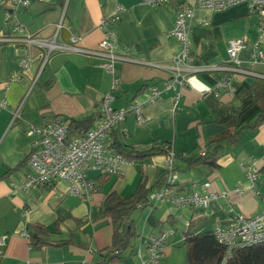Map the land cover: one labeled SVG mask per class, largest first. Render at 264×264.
<instances>
[{"label": "crops", "instance_id": "1", "mask_svg": "<svg viewBox=\"0 0 264 264\" xmlns=\"http://www.w3.org/2000/svg\"><path fill=\"white\" fill-rule=\"evenodd\" d=\"M194 0H167L161 5H148L140 0H31L30 5L17 13L26 27L25 33L41 38L55 35L57 42H66L70 35L79 38V45L94 49L104 37L99 27L102 18L110 17L117 5L124 7L119 19L107 25L115 34L114 51L119 59L118 85L112 87V76L100 64L104 57L70 51L51 54L39 69L36 48L13 42H0V235L8 237L2 246L0 264H97L99 251L111 243V226L103 221L102 202L115 192L130 196L144 175L146 186L153 188L157 173L166 168L168 155L153 154L145 159L127 161L120 172L109 174L90 200H82L67 193L64 181L54 188L22 189L25 177L24 158L36 139L31 125H41L58 117L65 121L99 117L101 98L110 93L113 108H125L141 103L144 117L138 123L133 114L115 129L117 139L127 147L148 149L168 146L174 153L172 166L177 174L179 189L201 190L210 181L216 193L207 207L173 206L159 201L133 212L136 236L165 230L170 233L159 264H185L184 232L202 234L215 225H229L237 213L253 216L264 206V121L256 129L242 126L253 122L259 107L249 92L257 78L264 80V60L251 66L250 54L254 42L264 52V33H259V17L250 13L245 4H237L220 11L196 8L189 30L190 51L197 64L224 67L228 59L227 43L231 39L246 38V46L239 50L240 66L252 73H237L230 79L228 89L212 93L214 83L223 78L225 70L214 69L188 76L184 85L165 89L171 77L167 67L181 50L180 43L167 33L172 30L176 11ZM7 5L0 0V34L8 30L3 22ZM31 59L25 68L19 63L25 56ZM18 75L13 80L10 77ZM161 91L160 97L147 102L150 88ZM242 128V129H241ZM240 130V140H223L217 166L188 167L181 158L205 148L220 134L230 135ZM255 166L258 179H247V171ZM154 190V188L152 189ZM151 190V191H152ZM46 226L49 241L71 240L63 246L45 245L32 248L21 236L31 225ZM135 257L124 256L117 264H133Z\"/></svg>", "mask_w": 264, "mask_h": 264}, {"label": "built area", "instance_id": "2", "mask_svg": "<svg viewBox=\"0 0 264 264\" xmlns=\"http://www.w3.org/2000/svg\"><path fill=\"white\" fill-rule=\"evenodd\" d=\"M143 4L152 6L161 5L167 0H140ZM7 5L3 14V22L8 30L0 34V42H13L26 47L36 48V55L41 70L49 57L56 51H70L86 55L97 54L105 59L100 64L112 76V87L118 85L116 77L118 69L116 61L122 59L114 51L115 34L106 29L107 25L119 19V13L124 7L117 5L110 17L102 18L99 27L104 29V37L94 49H87L79 45V38L70 35L66 42H57L56 34L62 27V22L57 24L55 35L49 38H41L36 34L25 33L26 27L18 19L17 13L26 9L31 0H1ZM245 4L250 13H256L259 17V33H264V0H194L190 5H183L176 11V18L172 30L166 35L175 38L181 45L180 52L176 55L171 67L170 79L165 83V89L175 84L184 85L191 74L214 69L225 70L223 78L214 83L212 93L218 95V89L226 88L230 95L234 89L230 87V79L237 73H252L250 69L240 66L237 58L239 50L246 46V38L231 39L227 43L228 59L224 67L206 66L197 64L190 51L189 30L196 8H205L212 11L224 10L228 7ZM31 57L25 56L20 60V67L25 68ZM264 60V52L258 42L252 45L250 54L251 66ZM15 80L18 75H12ZM161 91L155 86L150 88L147 102L160 97ZM112 95L105 94L99 103V117L96 123L80 135L68 136V122L55 117L41 125H31L30 130L37 137L32 142L31 150L25 161V177L20 181L22 189L54 188L55 183L64 181L67 184V193L82 200H90L97 191L98 186L94 178L88 175L89 171H98L101 174H115L120 172L122 165L127 161L122 158L109 144L110 132L119 126L128 114H133L142 123L144 117L141 112V103H130L125 108H113ZM168 161L166 168L169 170L166 182L160 188L152 190L148 199L153 205L159 201H166L173 206H202L207 207L215 199L216 193L211 189L210 181L202 183L201 190L175 188L174 182L177 174L173 171V151L168 147ZM200 155L205 153V148L198 151ZM185 155V153H183ZM259 169L252 166L247 171V179L253 183L258 179ZM170 231L165 230L156 234L140 236L138 245L133 250L136 258L133 264H159ZM212 233L216 239L225 246L226 252L222 262L230 256L233 250L244 246H250L264 242V206L262 210L253 216L237 213L234 222L229 225H215ZM21 236L29 240L27 230L20 232ZM8 237L7 233L0 235V253L2 246ZM32 264V263H28ZM76 264H86L84 261Z\"/></svg>", "mask_w": 264, "mask_h": 264}, {"label": "trees", "instance_id": "3", "mask_svg": "<svg viewBox=\"0 0 264 264\" xmlns=\"http://www.w3.org/2000/svg\"><path fill=\"white\" fill-rule=\"evenodd\" d=\"M247 92L250 93L254 103L258 105L259 113L253 122L242 126V128L249 127L256 129L264 121V80L257 77L251 83ZM93 121L94 116L92 115L81 119H70L68 121V136L84 133L92 126ZM115 129L110 132L109 144L126 161L145 159L157 153L168 155V148L166 146L153 145L148 149L127 147L117 139ZM225 139L231 142L239 141L240 130L233 131L230 135L220 134L212 139L205 147L203 155H200L197 151L191 154L185 153L181 158L186 162L187 168L198 166L213 170L217 166L222 142ZM27 156L24 158L23 163L26 161ZM172 170L175 171L174 168ZM168 173L169 170L167 168L157 173V179L153 186L154 189L160 188L165 184ZM108 175L100 174L97 180L102 184ZM174 186L179 189L176 181L174 182ZM153 188L146 186L144 175H142L141 181L130 196L123 198L115 192L106 195L102 202V218H104L103 221H107L111 226V243L107 248L99 251L100 260L97 264H117L122 261L124 256L133 254V239L136 236V230L132 214L137 209L152 205L148 199V195ZM28 233V241L32 248H40L45 245L63 246L71 241H49V229L38 223L32 224ZM183 245L186 247L185 264H264V242L233 250L224 263L222 260L226 248L216 239L212 230L202 234H194L190 230H186L184 232Z\"/></svg>", "mask_w": 264, "mask_h": 264}, {"label": "rangeland", "instance_id": "4", "mask_svg": "<svg viewBox=\"0 0 264 264\" xmlns=\"http://www.w3.org/2000/svg\"><path fill=\"white\" fill-rule=\"evenodd\" d=\"M97 172L98 171H89V175H93V174L95 175V174H97Z\"/></svg>", "mask_w": 264, "mask_h": 264}]
</instances>
